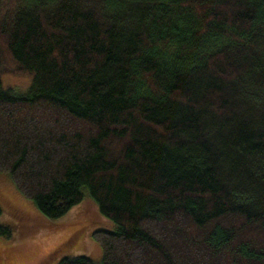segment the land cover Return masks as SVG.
<instances>
[{"label": "trees", "instance_id": "1", "mask_svg": "<svg viewBox=\"0 0 264 264\" xmlns=\"http://www.w3.org/2000/svg\"><path fill=\"white\" fill-rule=\"evenodd\" d=\"M0 173L99 264H264V0H0Z\"/></svg>", "mask_w": 264, "mask_h": 264}, {"label": "rangeland", "instance_id": "2", "mask_svg": "<svg viewBox=\"0 0 264 264\" xmlns=\"http://www.w3.org/2000/svg\"><path fill=\"white\" fill-rule=\"evenodd\" d=\"M3 82L20 90L27 86V81L15 78ZM0 225L10 230V236L0 234V264H59L63 258L77 256L99 264L101 248L91 234L97 229H116L99 214L87 192L66 214L48 219L5 173H0Z\"/></svg>", "mask_w": 264, "mask_h": 264}]
</instances>
